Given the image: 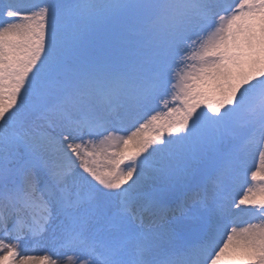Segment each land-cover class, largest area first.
I'll return each mask as SVG.
<instances>
[{
    "label": "snow or ice",
    "instance_id": "snow-or-ice-1",
    "mask_svg": "<svg viewBox=\"0 0 264 264\" xmlns=\"http://www.w3.org/2000/svg\"><path fill=\"white\" fill-rule=\"evenodd\" d=\"M0 264H264V0H0Z\"/></svg>",
    "mask_w": 264,
    "mask_h": 264
},
{
    "label": "rangeland",
    "instance_id": "rangeland-1",
    "mask_svg": "<svg viewBox=\"0 0 264 264\" xmlns=\"http://www.w3.org/2000/svg\"><path fill=\"white\" fill-rule=\"evenodd\" d=\"M153 107L154 108L160 107L162 110V106L159 105V102H157V105H154ZM257 165H258V154H254V155L250 156L247 160V168H248L249 176H250L251 171L255 170V167ZM259 183H260L259 181L252 182L249 179L247 185L238 186L236 188V193L238 195L242 196L243 192L247 191L248 186L256 188ZM245 219H247V218L246 217L242 218V220L240 222L243 223V220H245ZM37 249L41 250L43 253H48V255H50L53 259L58 258L59 253L56 252V250L53 248V246L51 244H35V245L21 244V251H27L29 254L36 251Z\"/></svg>",
    "mask_w": 264,
    "mask_h": 264
},
{
    "label": "bare ground",
    "instance_id": "bare-ground-1",
    "mask_svg": "<svg viewBox=\"0 0 264 264\" xmlns=\"http://www.w3.org/2000/svg\"><path fill=\"white\" fill-rule=\"evenodd\" d=\"M231 1V0H230ZM241 223V222H239ZM30 254H34V255H48V253H43L41 250L37 249L36 251L30 253Z\"/></svg>",
    "mask_w": 264,
    "mask_h": 264
}]
</instances>
